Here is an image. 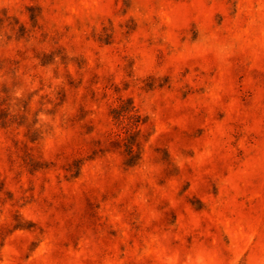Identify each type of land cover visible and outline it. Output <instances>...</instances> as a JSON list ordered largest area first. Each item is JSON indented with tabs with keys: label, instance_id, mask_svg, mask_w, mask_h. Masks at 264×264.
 I'll list each match as a JSON object with an SVG mask.
<instances>
[{
	"label": "rangeland",
	"instance_id": "obj_1",
	"mask_svg": "<svg viewBox=\"0 0 264 264\" xmlns=\"http://www.w3.org/2000/svg\"><path fill=\"white\" fill-rule=\"evenodd\" d=\"M0 264H264V0H0Z\"/></svg>",
	"mask_w": 264,
	"mask_h": 264
}]
</instances>
